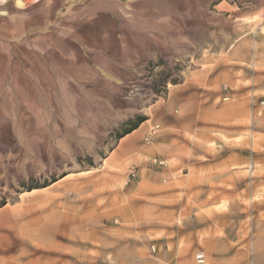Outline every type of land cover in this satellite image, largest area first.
<instances>
[{
    "label": "rangeland",
    "instance_id": "rangeland-1",
    "mask_svg": "<svg viewBox=\"0 0 264 264\" xmlns=\"http://www.w3.org/2000/svg\"><path fill=\"white\" fill-rule=\"evenodd\" d=\"M199 251L264 264V0L0 4V264Z\"/></svg>",
    "mask_w": 264,
    "mask_h": 264
},
{
    "label": "built area",
    "instance_id": "built-area-1",
    "mask_svg": "<svg viewBox=\"0 0 264 264\" xmlns=\"http://www.w3.org/2000/svg\"><path fill=\"white\" fill-rule=\"evenodd\" d=\"M133 174H135L133 172ZM196 263L197 264H210L205 253L202 251H199L198 253H196Z\"/></svg>",
    "mask_w": 264,
    "mask_h": 264
},
{
    "label": "bare ground",
    "instance_id": "bare-ground-1",
    "mask_svg": "<svg viewBox=\"0 0 264 264\" xmlns=\"http://www.w3.org/2000/svg\"><path fill=\"white\" fill-rule=\"evenodd\" d=\"M5 2H6V0H0V4H3Z\"/></svg>",
    "mask_w": 264,
    "mask_h": 264
},
{
    "label": "crops",
    "instance_id": "crops-1",
    "mask_svg": "<svg viewBox=\"0 0 264 264\" xmlns=\"http://www.w3.org/2000/svg\"><path fill=\"white\" fill-rule=\"evenodd\" d=\"M146 149H147L148 151H150V150H151V147H146Z\"/></svg>",
    "mask_w": 264,
    "mask_h": 264
}]
</instances>
